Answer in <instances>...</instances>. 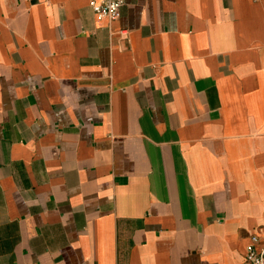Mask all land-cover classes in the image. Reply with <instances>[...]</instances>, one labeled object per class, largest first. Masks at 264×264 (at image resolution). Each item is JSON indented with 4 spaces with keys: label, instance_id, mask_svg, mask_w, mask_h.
Here are the masks:
<instances>
[{
    "label": "crops",
    "instance_id": "1",
    "mask_svg": "<svg viewBox=\"0 0 264 264\" xmlns=\"http://www.w3.org/2000/svg\"><path fill=\"white\" fill-rule=\"evenodd\" d=\"M264 236V0H0V264H242Z\"/></svg>",
    "mask_w": 264,
    "mask_h": 264
},
{
    "label": "built area",
    "instance_id": "2",
    "mask_svg": "<svg viewBox=\"0 0 264 264\" xmlns=\"http://www.w3.org/2000/svg\"><path fill=\"white\" fill-rule=\"evenodd\" d=\"M97 20L115 21L126 0H88ZM242 264H264V236L254 232L246 246Z\"/></svg>",
    "mask_w": 264,
    "mask_h": 264
}]
</instances>
